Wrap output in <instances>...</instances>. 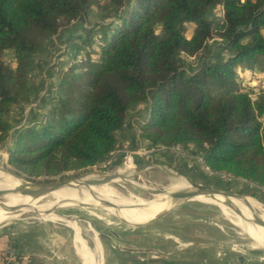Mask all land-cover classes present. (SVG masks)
<instances>
[{
  "label": "trees",
  "instance_id": "obj_1",
  "mask_svg": "<svg viewBox=\"0 0 264 264\" xmlns=\"http://www.w3.org/2000/svg\"><path fill=\"white\" fill-rule=\"evenodd\" d=\"M93 5L110 10L103 32L66 35ZM263 30L264 0H0V144L15 108L37 95L49 44L58 38L74 55L39 124L15 130L9 163L29 179L97 165L145 104L140 136L151 146H194L211 170L264 188V89L243 88L257 79ZM214 41L221 53L209 55ZM182 54L197 58L195 69Z\"/></svg>",
  "mask_w": 264,
  "mask_h": 264
},
{
  "label": "rangeland",
  "instance_id": "obj_2",
  "mask_svg": "<svg viewBox=\"0 0 264 264\" xmlns=\"http://www.w3.org/2000/svg\"><path fill=\"white\" fill-rule=\"evenodd\" d=\"M102 6H105V2ZM109 12L110 10L104 7L93 5L87 11V19L83 22H75L66 29L65 34L77 36L83 34L84 27L94 26L96 34L99 35L104 30L103 25L111 20L107 17ZM215 13L221 16L220 11L217 10ZM191 26L189 24L188 27L191 28ZM157 32L162 34L160 26H157ZM186 34L189 35L190 31L187 30ZM72 40L81 43V40L77 38ZM93 42V47L98 49L99 39L95 38V35ZM215 42L212 43L209 55L221 53L218 43L215 44ZM71 49L56 38L49 44L46 53L40 55L39 71L35 73L37 81L35 82L38 84L37 95H32L30 102L15 108L11 119V131L6 140L0 144V169L12 172L14 176L19 175L26 181L31 179L17 172L8 160L15 130L27 123L39 124L43 115L50 110L55 86L59 82L62 71L74 63ZM98 56L99 53L95 54L96 58ZM180 57L190 70L195 69L196 57L186 54ZM13 58L12 52L7 53L8 60ZM253 72L257 73L256 78L260 77L262 82L257 85L243 84L244 90L264 89L262 87L264 86V57L259 59ZM238 78L243 79L242 75ZM147 115L148 106L145 104L129 112L126 130L120 135L122 146L105 161L85 169L66 171L47 179L49 182H56L95 174L101 176V179L111 175L109 179L111 180L118 174L125 175L128 179L110 181L109 191L99 187L92 188L99 196L114 202L121 209L94 206L97 202L89 193H85L69 203L50 208L52 217L44 215L46 205L42 204L40 199L29 200L33 197L28 195L27 191H23L15 182L0 174V192H4L0 196V200L3 201L0 203V234L3 231L8 235L12 234L19 244L29 243V241L37 244L33 264H84L83 260L86 264H92V252L95 261L101 262L103 257L104 264H264V242L250 232L252 230L247 227L238 213L228 208L200 198L184 201L167 214H134L126 208L141 207L132 196L142 200H153V195L145 187H155L162 191L174 189L176 182L184 177L192 186L224 190L256 199L257 204L259 203L256 210L264 217L262 212L264 188L243 178L207 169L200 159L202 155L194 146L184 150L185 161L179 162L175 168L161 164H158L160 166L151 164L148 168L141 166L144 163L143 160L127 161L126 156L131 147L135 144L139 146L141 140H145L140 136V128ZM152 161L155 163L156 159ZM125 167L130 169L127 170ZM104 183L106 182L98 185ZM7 196L28 199L23 202L26 208L9 211L10 208L21 206V204L6 203L4 199ZM161 206L144 208L154 209ZM67 218L77 221L81 233L77 231L82 235L91 253L85 252L82 240L79 241L77 248L76 229L74 230L65 221ZM253 218L251 221L255 223ZM153 219L157 220L146 224ZM47 235L54 237L52 244L55 247L46 252L44 247H41L42 250L39 251L38 244L44 241ZM25 238H27L26 241ZM96 240L100 243L103 252L100 251Z\"/></svg>",
  "mask_w": 264,
  "mask_h": 264
},
{
  "label": "bare ground",
  "instance_id": "obj_3",
  "mask_svg": "<svg viewBox=\"0 0 264 264\" xmlns=\"http://www.w3.org/2000/svg\"><path fill=\"white\" fill-rule=\"evenodd\" d=\"M125 168L127 170L130 169V168H127V167H125ZM11 173H9L8 171H4V170L0 169V174L5 175L11 181L15 182V184H17V186L22 188L23 191H27L28 192V190H31L33 188L24 179H20L16 175L15 176L12 175L13 173L12 174ZM99 179H101V176H99V175H95V174L84 175V176H81L78 179V181L73 180V181L69 182L68 184H66V185H64V186H62V187H60L58 189H55V190H53L51 192L46 193L45 195H41L39 197H33V198L29 199V200H38V199H40V202L42 204L46 205V208H45L46 210L44 211V215L51 216L50 215L51 210H49L50 208L58 207L60 204L64 205V203L65 204L69 203L71 200H73V199L77 198L78 196H81V195H83L85 193H89L92 196V198L94 199L95 202H98V197L105 199L104 197L99 196L97 193H96V195H97L96 196L94 193L91 192V189L94 188V187H99L102 190L109 191V186H110L109 183H110V181L128 179V177L125 176V175H122V174H118L115 177H112L111 180H108L106 183H104L102 185H94V184H92L91 186H89L87 184V183H91V181L99 180ZM176 183L177 184H176L174 189L163 190V191L161 189L158 190L155 187H145L153 195V197H154L153 200L152 201L142 200V199L138 198L137 196H132V198L139 205V207L140 206L141 207L140 208H138V207H126V208L130 212H132L134 214H140V213L162 214V213H167L171 206L165 207L164 204H166V201L170 198L171 194L175 193L176 191L182 190V189H187V188H192L193 187L184 177L179 179ZM111 188L114 189L113 187H111ZM196 198L203 199V200H205L207 202L214 203V204L220 205L221 207H225V208H228V207L225 206L223 204V202H221V200H226V201H228V203L233 204L235 206H238L242 210V215H243V216L240 215V217L242 218L244 223L247 225V227L250 228V230H252L250 232L254 236H256L257 238H259L260 240H262L264 242V227L251 221V219L253 217V214H252L253 212L252 211H255V212L259 213L258 210H256V208H257L256 206L257 205L259 206V203L257 204L258 201L256 199L250 198V197L247 198V197H243V196H235V195H231L229 193L220 192V193H217L216 195H212V194H198V195H194L192 198H190L188 200H192V199L196 200ZM4 200H5L6 203H9V204H17V203L21 204V206H24L23 209L26 208V205H23V204H25L23 202L28 201V199L17 198L15 196H7V198L4 199ZM105 200L111 202L112 204H115L114 202H112V201H110L108 199H105ZM2 202H0V203H2ZM161 205H163V206H161ZM149 206H151V207H153V206H161V207L154 208V209L144 208V207H149ZM108 207H114L116 210L121 209L117 204H115V206H108ZM228 209H230V208H228ZM262 212H264V209L262 210ZM259 214L261 215L262 218H264L261 213H259ZM253 220H255V219L253 218ZM65 221L68 222L69 225L75 226V228L77 227L81 231V229H80V227H79V225H78L76 220H74L72 218H67ZM94 233H95V236H96V239H97V233L95 231H94ZM97 243H98L100 251L103 252L100 243L98 241H97ZM101 263H102V260H101V262L95 261V256L93 255V264H101Z\"/></svg>",
  "mask_w": 264,
  "mask_h": 264
},
{
  "label": "crops",
  "instance_id": "obj_4",
  "mask_svg": "<svg viewBox=\"0 0 264 264\" xmlns=\"http://www.w3.org/2000/svg\"><path fill=\"white\" fill-rule=\"evenodd\" d=\"M191 148H193V146L185 147L184 150H188ZM141 149L144 150V152L146 153L141 154ZM129 153L132 154L133 161L134 159H136L137 161L143 160L144 163L141 166H147L148 168L151 167V164H153V166H160L158 164H161L164 166L175 168L179 165V162L182 163L183 161H185L184 157L177 155L171 148L165 147L163 145L151 146L150 142L146 139L141 140V145L138 146L135 144L133 147H131ZM154 159H156L155 163H153L154 161H152ZM72 227L73 229L75 228V226ZM75 229V240L77 243V248L79 245V241L82 240L85 245V252L91 253L90 248L88 247L82 235L80 234L81 231L77 227ZM77 230H79L80 233H78ZM53 238L54 237L52 235H47L44 241L39 242L40 244H38V250L41 251V247H44V250L46 252L48 249L55 247L54 244H52ZM26 240L27 238H25V241ZM30 242L31 241H29V243L19 244V242H16L14 237H12V234L8 235V233L3 231L0 234V264H33L35 259L34 251L36 250L37 244ZM93 255L94 253L92 252V264ZM101 260H103L104 264L103 257L101 258ZM83 263L86 264L84 260Z\"/></svg>",
  "mask_w": 264,
  "mask_h": 264
},
{
  "label": "water",
  "instance_id": "obj_5",
  "mask_svg": "<svg viewBox=\"0 0 264 264\" xmlns=\"http://www.w3.org/2000/svg\"><path fill=\"white\" fill-rule=\"evenodd\" d=\"M16 176L21 179V177L19 175H16ZM110 177H111V175H108V176H106V177H104L102 179L94 180V181H91V183H87V184L89 186H91L92 184L98 185V184H101L103 182H107L110 179ZM49 178L50 177H45V178L39 177V178H32L30 181H28V180L26 181L25 180L27 183H29L33 187L31 190H28L29 195L32 196V197H39L41 195H45L46 193L51 192V191H53L55 189H58V188L68 184L69 182H71L73 180L78 181V179L80 177L72 178V179H68V180L56 181V182H51V181L50 182L49 181L39 182V180L49 179ZM91 192L96 195V193L92 189H91ZM220 192H225V193H229L231 195L239 196V195H236V194H233L231 192L224 191V190H218V189H213V188H209V187H202V186H198V187L197 186H193L192 188L182 189V190L176 191L175 193L171 194L170 198L166 201V204L164 206L165 207L171 206L169 211L167 212V213H169L173 209H175L180 203H182L184 201H187L188 199L192 198L194 195H198V194H212V195H216L217 193H220ZM3 193L4 192H0V196L3 195ZM1 201L2 200H0V202ZM221 202H223V204L225 206H227L228 208H230L232 211H234V212L238 213L239 215H241L242 210L238 206L230 204L226 200H221ZM94 206L105 208L107 206H115V204H112L111 202H109V201H107V200H105L103 198H99L98 197V202ZM23 207L24 206H16L14 208H10L9 211H16V210H19V209H21ZM252 212H253L252 213L253 217L255 219V223L264 227V218H262L259 213L255 212V211H252ZM118 217H123V216L122 215H118ZM156 220L157 219L150 220L146 224L154 222Z\"/></svg>",
  "mask_w": 264,
  "mask_h": 264
},
{
  "label": "built area",
  "instance_id": "obj_6",
  "mask_svg": "<svg viewBox=\"0 0 264 264\" xmlns=\"http://www.w3.org/2000/svg\"><path fill=\"white\" fill-rule=\"evenodd\" d=\"M252 83H255L254 85H257L258 83H261V79H259V78H257V79H255V80H252ZM164 146V145H163ZM165 147H167V146H165ZM169 148H171L177 155H180V156H182V157H184L185 158V156H186V153H185V151H184V147L182 146V145H175V146H173V147H169ZM140 153L141 154H144V153H146V152H144V150H140ZM127 158H128V160L127 161H129V160H131L132 159V154H130V153H127V156H126ZM201 161H202V163H203V165L207 168V169H210L206 164H205V161H204V159H203V157L201 156ZM133 160V159H132Z\"/></svg>",
  "mask_w": 264,
  "mask_h": 264
}]
</instances>
